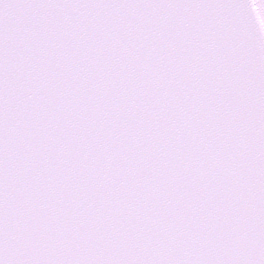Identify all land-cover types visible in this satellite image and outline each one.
<instances>
[{
    "label": "snow or ice",
    "instance_id": "6c2138e0",
    "mask_svg": "<svg viewBox=\"0 0 264 264\" xmlns=\"http://www.w3.org/2000/svg\"><path fill=\"white\" fill-rule=\"evenodd\" d=\"M0 264H264V0H0Z\"/></svg>",
    "mask_w": 264,
    "mask_h": 264
}]
</instances>
